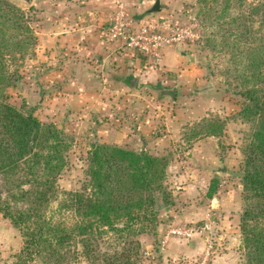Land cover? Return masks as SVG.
<instances>
[{"label":"rangeland","instance_id":"374dc122","mask_svg":"<svg viewBox=\"0 0 264 264\" xmlns=\"http://www.w3.org/2000/svg\"><path fill=\"white\" fill-rule=\"evenodd\" d=\"M8 1L27 15L33 41L21 57L6 58L8 72H16L5 88L7 102L51 124L63 136L64 165L56 180L58 198L86 184L92 144L143 150L164 159L166 165L161 188L153 196L158 208L152 219L142 218L136 225L142 228L136 233L137 264H245L239 229L244 207L240 175L242 151L252 126L239 117L241 98L230 92L234 83L223 74L225 55L217 50L220 34L216 28L211 29L205 15L209 7L220 9L222 0H159L156 12L147 11L154 0H125L127 5L122 10L132 20L141 23L143 19L159 18L169 23V32L175 38L172 47L190 54L188 61L199 64L201 77L183 74L173 78V101L159 97L143 82L136 89L129 85L109 90L110 95L101 98L105 105L79 94L75 84L69 85L73 90H65L69 88L64 86L66 78L72 81L67 63L73 62L75 51L73 44L65 41L69 49L63 52L66 43L58 39L63 28L57 21L69 19L71 28L94 23L105 31L107 20L121 8L109 12V8L102 9L96 20L88 12L110 0H32L29 5ZM213 30L217 34L211 35ZM206 38L214 39L211 42L217 47L207 46ZM56 73L60 79H54ZM108 116L112 124L109 120L104 123ZM209 123L215 131L212 135L206 134ZM106 124L105 129L112 130L104 132L102 126ZM211 180L215 181L214 191L206 196ZM55 211L56 201L49 212ZM65 214L60 211L57 215ZM21 240L19 231L0 215V264L11 263ZM69 264L89 263L78 257Z\"/></svg>","mask_w":264,"mask_h":264},{"label":"trees","instance_id":"16d2710c","mask_svg":"<svg viewBox=\"0 0 264 264\" xmlns=\"http://www.w3.org/2000/svg\"><path fill=\"white\" fill-rule=\"evenodd\" d=\"M221 2L220 9L209 7L205 15L220 34L217 50L225 55L223 74L234 83L230 92L241 98L239 117L252 126L242 151L239 229L245 264H264V0ZM213 40L205 43L217 47ZM32 41L27 15L0 0V215L22 239L10 264H69L78 257L89 264H137L136 233L142 228L136 225L152 219L158 208L153 196L161 188L166 161L143 150L92 144L86 184L58 198L63 136L8 103L5 93L16 73L8 72L6 58L21 57ZM209 125L206 134L212 135ZM55 201L56 211L50 213ZM60 211L66 214L57 215Z\"/></svg>","mask_w":264,"mask_h":264},{"label":"crops","instance_id":"0c3cea01","mask_svg":"<svg viewBox=\"0 0 264 264\" xmlns=\"http://www.w3.org/2000/svg\"><path fill=\"white\" fill-rule=\"evenodd\" d=\"M103 5H106L107 7ZM126 5L125 0H110V3L102 1L97 8L92 9V11L90 10L88 13L94 15V19L99 20L100 14L102 13L99 12L100 10H107L109 8V12L111 9L113 11L118 8L125 9ZM78 17L80 19V16ZM67 21H69V19H66V21L59 19L57 21L61 28H63L61 31L63 35H60L58 38L61 41L60 43L63 44L67 41V43L69 42V44H73L74 48L72 47V49L75 51V54L73 53L75 59L72 63H67V74L70 73L72 81L69 80V77L66 78L68 83L64 86H68L69 88L65 90H73L70 86L75 84V88L78 89L79 94H84L87 99L91 98L94 99L95 102L105 105L101 99L102 96L106 97V95H110L108 94L109 90L113 91L114 89L122 90L127 88L132 77L138 78V84L157 81L158 85L163 86H167V84H171L170 86H172L173 78L181 77L180 75L183 74H193L196 79H200L201 77L199 64H197L193 58L191 61H194L195 64H190L191 62L188 61L187 56L190 54L186 51L178 50L172 47V45L167 46L164 49L159 66L152 69L147 66L141 57L125 53L116 45L109 42L104 35V31L99 30L97 24L95 25L94 23H91L89 25H80L79 27L74 26L71 28ZM67 43L66 45L63 44L65 46L63 52H66L67 49H69ZM63 55L65 56L66 53H63ZM59 59L60 58H57V60ZM187 61L189 64L186 63ZM61 75L63 81H65L63 73ZM98 76H100V79L96 81L95 77ZM54 79H60V75L57 73L54 74ZM45 80L47 79H44V81ZM56 87L57 89L62 88H60V86ZM94 89L97 91L92 92L91 90ZM101 92H103L102 95ZM54 93L69 94L67 91H54ZM118 118L112 116V119L115 121H118ZM109 119H111L110 116H108L107 119L104 118V123H107V120ZM110 121L111 120H109L108 123L112 124L113 121ZM106 127L107 124L106 126H102V129L104 128L105 130L104 132H106V130L107 132L112 130L105 129Z\"/></svg>","mask_w":264,"mask_h":264},{"label":"built area","instance_id":"2783aa9c","mask_svg":"<svg viewBox=\"0 0 264 264\" xmlns=\"http://www.w3.org/2000/svg\"><path fill=\"white\" fill-rule=\"evenodd\" d=\"M170 29L165 20L149 18L138 23L119 9L107 20L104 35L121 51L141 57L153 69L159 66L164 49L175 40Z\"/></svg>","mask_w":264,"mask_h":264},{"label":"water","instance_id":"95a60500","mask_svg":"<svg viewBox=\"0 0 264 264\" xmlns=\"http://www.w3.org/2000/svg\"><path fill=\"white\" fill-rule=\"evenodd\" d=\"M20 4H25L29 5L32 0H12ZM159 10V0H154L151 7L147 10L148 12H156ZM138 84V78L137 77H132L130 79L129 85L133 88L136 89ZM146 86H148L150 89L155 91L159 97L165 96L167 97L170 101L174 100V95H175V88L174 86H163V85H154L152 83L146 82Z\"/></svg>","mask_w":264,"mask_h":264}]
</instances>
